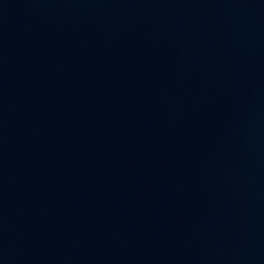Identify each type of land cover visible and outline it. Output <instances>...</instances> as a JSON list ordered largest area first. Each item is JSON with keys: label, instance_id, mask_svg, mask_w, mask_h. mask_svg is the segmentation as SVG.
I'll use <instances>...</instances> for the list:
<instances>
[{"label": "water", "instance_id": "water-1", "mask_svg": "<svg viewBox=\"0 0 264 264\" xmlns=\"http://www.w3.org/2000/svg\"><path fill=\"white\" fill-rule=\"evenodd\" d=\"M0 264H264V0H0Z\"/></svg>", "mask_w": 264, "mask_h": 264}]
</instances>
